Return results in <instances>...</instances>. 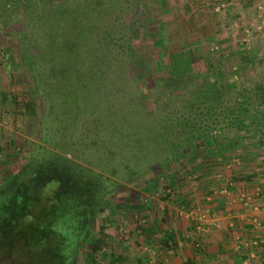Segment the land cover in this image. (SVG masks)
Instances as JSON below:
<instances>
[{
  "label": "rangeland",
  "instance_id": "374dc122",
  "mask_svg": "<svg viewBox=\"0 0 264 264\" xmlns=\"http://www.w3.org/2000/svg\"><path fill=\"white\" fill-rule=\"evenodd\" d=\"M2 1L0 90L6 82L8 89L0 101V184L12 176L29 177L28 164L33 158H45L50 154L47 151L56 150L53 143L60 141L72 150L67 155L74 162L100 174L105 190L91 219V241L79 252L75 264H135L137 247L145 246L142 231L176 184H188V173L194 171L185 156L174 155L170 149L171 140L178 134L174 122L189 111L181 99L202 93L206 84L217 86L233 80L242 91L238 105L251 108L244 114L243 130L238 132L248 138L264 132L257 113L264 107L256 92L257 87L264 86V26L258 30L254 27L260 20L255 0H131L129 8L120 0H109L113 10L103 20L93 21L91 37L105 45L106 39L99 37L112 32V45L128 40L137 58L128 50L120 53L116 47L107 56L97 54L98 63L104 62V74L92 76L91 86L82 88L93 103L91 99L89 107L78 103L79 109L51 102L52 94L57 98L64 84L56 88L48 61L35 58L36 63L32 58L28 62L25 58L29 54L22 48L29 42L36 53L46 38H36L35 32L41 33L22 13L23 8H13V0H4L9 7L4 9ZM33 1L32 13L41 7L42 13L50 15L59 0ZM219 1L226 4L216 12L213 8ZM121 11L124 17L114 20ZM130 21L131 30L116 28ZM244 29L248 31L244 33ZM49 32L48 27L46 36ZM89 46H82L84 52H90ZM183 59L188 61L187 70ZM135 61L139 65L135 66ZM232 99L230 96L227 101ZM253 109L257 119L250 116ZM75 110L74 120L67 118ZM221 126L219 133H237L227 130L224 123ZM239 149L227 153V159L212 155L210 161L202 163L204 167H220L224 161L236 162L232 158ZM175 150L185 151L179 146ZM202 163L198 161V170ZM13 238L3 239L4 247L0 244V264H41L18 257L15 249L9 251L5 245ZM117 252L126 259L117 260Z\"/></svg>",
  "mask_w": 264,
  "mask_h": 264
},
{
  "label": "trees",
  "instance_id": "16d2710c",
  "mask_svg": "<svg viewBox=\"0 0 264 264\" xmlns=\"http://www.w3.org/2000/svg\"><path fill=\"white\" fill-rule=\"evenodd\" d=\"M121 1L126 3L125 8L130 7L131 0L119 2ZM2 2L3 8L8 9L7 3L5 4L4 0ZM10 2L15 5V7L12 5L13 8H23L22 13L27 16L30 23L37 26L36 31L42 35L35 32L36 38L39 36L46 38L45 45L38 46L36 53L31 51L32 46L29 42L22 48L25 53L27 52L26 55L29 54V58H25L26 61L31 62L32 58L48 61L47 68L56 88L64 84V90L58 92L57 98H54L53 94V99L50 98L57 106L72 105L79 109L78 103L84 107L90 106V99L93 103V98H89L82 88L91 86L93 78L102 77L104 74V62L102 60L98 63L97 54L104 53L107 56L110 49L116 47L120 53L128 50L137 58L128 40L112 45V32L107 31V34L99 37L102 40L106 39L105 45L99 41L94 42L95 37H91L93 32L89 29L93 21L103 20L102 17L108 16L111 14L109 10H113L109 0H59L55 5L56 10L50 15L42 13L41 7H39L41 11L32 13L31 6L35 4L33 0ZM63 5L66 7L61 9ZM124 14L125 12L122 16V11L119 12L114 20L120 21ZM133 21L116 28L131 30L129 25ZM48 27L50 32L46 36ZM85 45H90L89 53L82 49ZM132 55L129 57L134 59ZM34 62L39 63L36 60ZM181 62L184 64V70H187L188 61L183 59ZM137 65L139 64L135 61V66ZM171 68L176 72L175 67ZM218 73L220 74V71ZM256 92L260 104L264 107V86L257 87ZM230 96L233 97L231 102L227 101ZM241 96L242 91L236 87L235 82L228 80L220 82L217 86L206 84L202 93L181 99L182 106H187L189 111L174 122L178 134L171 140L170 149H173V154L185 156L186 162L197 171L198 161L199 163L210 161L212 155L222 157L238 148L254 147L251 136L248 138L240 134L242 132H238L245 126L244 114L251 109L238 105L241 103L239 100ZM64 109L68 110L67 107ZM252 111L250 115L252 119H257L255 114L258 113V122L264 126V110L257 113L254 109ZM76 112L75 110L68 114L67 118L74 120ZM222 123L227 130H237V133L231 136L230 133L224 135L225 131L217 132L223 128ZM261 133L264 135V132ZM54 143L52 147L56 149L55 151L46 150L50 154L45 158L36 156L28 164L31 170L29 177L22 179L12 176L0 184V240H2L0 244L4 247L3 239L14 236L5 247L9 251L15 249L18 257L41 264H75L79 252L91 241L89 240L91 219L95 208L100 206L105 190L100 174L74 162L67 155L72 150L65 148L60 141L56 145ZM177 146L184 148L185 151L177 152L175 150ZM51 182L54 184L46 187ZM44 189H47L48 193Z\"/></svg>",
  "mask_w": 264,
  "mask_h": 264
},
{
  "label": "crops",
  "instance_id": "0c3cea01",
  "mask_svg": "<svg viewBox=\"0 0 264 264\" xmlns=\"http://www.w3.org/2000/svg\"><path fill=\"white\" fill-rule=\"evenodd\" d=\"M4 85L0 101L8 89L7 82ZM261 134L251 135L257 153L239 149L232 158L236 162L224 161L220 167L202 164L201 169L188 173V184H176L169 201L161 202L160 210L142 231L145 246L137 247L135 264H264ZM121 254L114 257L124 259Z\"/></svg>",
  "mask_w": 264,
  "mask_h": 264
},
{
  "label": "built area",
  "instance_id": "2783aa9c",
  "mask_svg": "<svg viewBox=\"0 0 264 264\" xmlns=\"http://www.w3.org/2000/svg\"><path fill=\"white\" fill-rule=\"evenodd\" d=\"M263 1L264 0H255V5H256V8L257 10H259V13L260 15H257L258 21H256V23L254 24V27L256 30L260 29L262 26H264V20H262V17L264 15V6H263ZM223 3H218V5H215V7L213 8L214 11L218 12L221 7H223ZM261 25V26H260ZM248 30L247 29H244L243 32L246 33ZM247 36V34L243 35V37L241 38L243 41L246 40L245 37ZM241 199L243 201H245L246 197L244 196H241Z\"/></svg>",
  "mask_w": 264,
  "mask_h": 264
}]
</instances>
